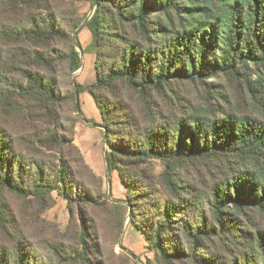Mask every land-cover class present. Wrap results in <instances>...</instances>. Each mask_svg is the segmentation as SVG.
Returning a JSON list of instances; mask_svg holds the SVG:
<instances>
[{"label": "trees", "instance_id": "1", "mask_svg": "<svg viewBox=\"0 0 264 264\" xmlns=\"http://www.w3.org/2000/svg\"><path fill=\"white\" fill-rule=\"evenodd\" d=\"M76 2L0 0V116L17 119L10 128L0 117V195L48 207L57 192L80 226L75 253L84 264H104L92 246L99 233L88 209L108 198L75 144L80 87H67L81 66L73 34L83 17L67 7ZM91 2L83 51L95 55L96 79L87 90L101 114L109 170L127 190L125 206L112 204L118 230L130 213L164 264H225L205 255L222 237L238 250L234 264H264V229L249 218L264 216V116L231 109L223 86L211 81L239 82L264 111V76L256 72L253 80L244 70H264V0ZM181 82H211L202 109L178 106L174 85ZM167 98L174 100L164 110ZM153 159L165 165L158 182L140 167ZM91 178L100 189L88 185ZM158 184L166 199L156 194ZM6 220L0 199V223ZM14 243L0 252V264H32L22 238Z\"/></svg>", "mask_w": 264, "mask_h": 264}, {"label": "rangeland", "instance_id": "2", "mask_svg": "<svg viewBox=\"0 0 264 264\" xmlns=\"http://www.w3.org/2000/svg\"><path fill=\"white\" fill-rule=\"evenodd\" d=\"M67 7L69 9L68 12L74 9V7H78L79 13L83 17V22L90 17L93 11L91 0H78L74 6L68 4ZM69 16H71L70 13L67 17ZM78 37L82 44L83 57L81 58V68L71 74L70 81L72 86L70 84L67 86L69 89H78L77 85L80 87L78 102L81 118L76 125L75 144L83 153L85 163L93 168V171L98 176L103 178V190L108 198L104 206L88 209L89 215L94 220L99 233L97 246L95 244L92 246L97 248L102 254L104 264H164L154 250L148 246L142 234L131 225L130 213H127L121 231L118 230V218L115 211L117 208L113 207L112 204L125 206V203H116L114 201L120 200L124 202L127 190L120 183L118 174L108 173L107 170V147L102 133V118L93 97L87 90L96 79L94 68L95 55L83 51L90 44L91 36L86 29H82ZM244 70L253 80L257 78L256 72L264 76V70H256V67L252 64L249 65V68L245 67ZM211 81L223 86L225 95L231 101V109L242 113H255L258 116H264V111H261L262 107L256 106L255 108L252 105L244 87L239 82L226 77H219ZM210 83L181 82L175 84L174 89L182 101L175 100V102L180 108H184L185 110L188 105L202 109L201 107L206 105V101L204 100V96L206 95L205 90L214 89ZM173 100L172 98L164 99V101L160 100V104L164 110H167ZM212 102L215 103L213 99ZM259 112L261 115L258 114ZM67 115H72V104L68 108ZM0 117L6 118L9 121L10 128L15 127L17 123L16 118L5 115H1ZM20 123L17 124L19 129ZM140 167L141 169H145V172L155 182L160 180L165 169L164 163L155 159L141 164ZM188 170H190L188 176L190 178L188 179L194 182L193 185L200 188L201 181H198L196 170L194 169V172L193 168H189ZM83 173H85L83 178H86L88 174L81 169V176ZM87 183L94 190L96 188L100 189L92 178L87 180ZM159 186L158 184L155 187L156 194L161 199H166V194L160 190ZM53 198L54 202L50 206L43 207L36 201H24L6 191L0 195L1 204L6 210L7 217L10 219L0 223V252L5 249L9 252L13 251L14 242H16L18 237H21L26 245L24 246L25 249L31 251L32 264H84V261L75 253L77 249H81L78 240L80 226L76 219H73L71 222L68 202L59 196L57 192H53ZM150 200H154V198L152 197ZM163 210L164 207L162 208ZM206 210L208 211V209ZM249 218L255 226L264 229L263 215L258 212H252ZM225 240H227L226 237L213 240L212 243H209L210 246L205 255L207 257L211 255L214 262L221 261V263L225 264H234V261L239 258L238 250L236 246L228 248L225 245ZM63 249H66L67 252ZM59 251L63 253L62 259ZM9 256L12 258V255ZM175 264L183 263L175 262ZM185 264L192 263L186 262Z\"/></svg>", "mask_w": 264, "mask_h": 264}, {"label": "water", "instance_id": "3", "mask_svg": "<svg viewBox=\"0 0 264 264\" xmlns=\"http://www.w3.org/2000/svg\"><path fill=\"white\" fill-rule=\"evenodd\" d=\"M95 6H96V2H95V4H94V6H93V11H92V13L90 14V17L88 18V19H86L84 22H83V24L74 32V34H73V39H74V44L76 45V48H77V50L80 52V56H81V58L83 57V55H82V48H81V46H80V44L78 43V41H77V35H78V33L85 27V25H86V23L89 21V19L91 18V16H92V14H93V12H94V9H95ZM80 68H81V66H80ZM79 68V69H80ZM78 69V70H79ZM78 70H76V71H78ZM76 71H74V72H76ZM77 97H78V94H77ZM106 165H107V170H108V173H110V170H109V166H108V162L106 161ZM110 176H109V182H110ZM114 202H116V203H125V202H123V201H120V200H116V201H114Z\"/></svg>", "mask_w": 264, "mask_h": 264}, {"label": "crops", "instance_id": "4", "mask_svg": "<svg viewBox=\"0 0 264 264\" xmlns=\"http://www.w3.org/2000/svg\"><path fill=\"white\" fill-rule=\"evenodd\" d=\"M88 34V33H87ZM93 169V168H92ZM94 170V169H93Z\"/></svg>", "mask_w": 264, "mask_h": 264}]
</instances>
